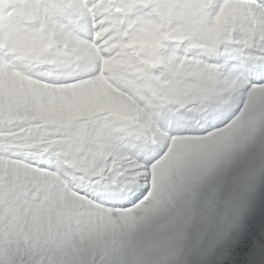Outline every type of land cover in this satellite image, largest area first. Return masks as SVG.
Here are the masks:
<instances>
[{
  "label": "snow or ice",
  "instance_id": "6c2138e0",
  "mask_svg": "<svg viewBox=\"0 0 264 264\" xmlns=\"http://www.w3.org/2000/svg\"><path fill=\"white\" fill-rule=\"evenodd\" d=\"M0 264H264V0H0Z\"/></svg>",
  "mask_w": 264,
  "mask_h": 264
}]
</instances>
